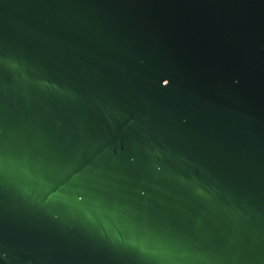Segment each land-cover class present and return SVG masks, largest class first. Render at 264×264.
I'll use <instances>...</instances> for the list:
<instances>
[{"label":"water","instance_id":"95a60500","mask_svg":"<svg viewBox=\"0 0 264 264\" xmlns=\"http://www.w3.org/2000/svg\"><path fill=\"white\" fill-rule=\"evenodd\" d=\"M0 264H264V0H0Z\"/></svg>","mask_w":264,"mask_h":264}]
</instances>
